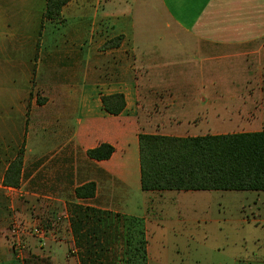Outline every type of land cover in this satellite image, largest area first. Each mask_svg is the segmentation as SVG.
I'll return each mask as SVG.
<instances>
[{
    "label": "crops",
    "instance_id": "1",
    "mask_svg": "<svg viewBox=\"0 0 264 264\" xmlns=\"http://www.w3.org/2000/svg\"><path fill=\"white\" fill-rule=\"evenodd\" d=\"M30 1L0 0V22H40L34 34L20 29L9 39L0 31V264H21L12 249L14 223L23 230L15 239L25 259L72 264L73 203L143 217L151 264L150 211L201 190L143 191L139 135L264 130V0H70L58 20L44 17L47 0L27 12ZM56 23L65 32L52 41L47 26ZM117 93L126 107L113 115L103 97ZM103 142L114 146L112 156L91 158L88 150ZM22 148L19 186H8ZM88 182L96 183L95 196L76 198ZM51 212L66 220L35 235L41 218L33 214ZM169 240L178 252L180 243Z\"/></svg>",
    "mask_w": 264,
    "mask_h": 264
},
{
    "label": "trees",
    "instance_id": "2",
    "mask_svg": "<svg viewBox=\"0 0 264 264\" xmlns=\"http://www.w3.org/2000/svg\"><path fill=\"white\" fill-rule=\"evenodd\" d=\"M70 0H47L44 17L61 18ZM105 110L118 115L126 107L121 93L103 97ZM107 142L88 150L95 160L112 156ZM141 188L143 191L236 190L264 192V130L257 132L177 137L139 135ZM24 148L19 150L5 178L8 186H19ZM96 183L75 190L76 198H92ZM70 223L80 264H148V240L143 217L114 213L73 203ZM120 250L121 254L117 253ZM47 264L36 256L26 264Z\"/></svg>",
    "mask_w": 264,
    "mask_h": 264
},
{
    "label": "rangeland",
    "instance_id": "3",
    "mask_svg": "<svg viewBox=\"0 0 264 264\" xmlns=\"http://www.w3.org/2000/svg\"><path fill=\"white\" fill-rule=\"evenodd\" d=\"M40 8V0L30 1L25 6L27 12L34 13ZM53 25L47 26V38L60 40L65 26L60 23ZM39 28L40 22L36 19L0 22V31L8 30L9 39L16 34L18 36L20 29L34 34ZM181 194L178 200L169 201L164 211H150L155 217L151 230V264H259V256L264 255L263 191L206 190ZM33 215L41 218V225L45 227L66 220L64 214L59 212L48 213L49 216ZM171 217L173 220L175 217L197 219L189 224L169 228L167 222ZM170 237L180 243L178 252H174L170 246ZM169 251L173 257L169 255V258H165L164 255ZM117 253L120 255L121 251ZM76 255L72 264L80 263L78 250Z\"/></svg>",
    "mask_w": 264,
    "mask_h": 264
},
{
    "label": "built area",
    "instance_id": "4",
    "mask_svg": "<svg viewBox=\"0 0 264 264\" xmlns=\"http://www.w3.org/2000/svg\"><path fill=\"white\" fill-rule=\"evenodd\" d=\"M11 231L13 236L12 249L15 252L16 257L20 259L21 264H26L25 258L23 256L24 245L22 244L20 239H15L16 236L18 238L21 235L23 230L19 224L14 223ZM32 232L37 236L44 237L47 233V229L41 224H37L33 227Z\"/></svg>",
    "mask_w": 264,
    "mask_h": 264
}]
</instances>
